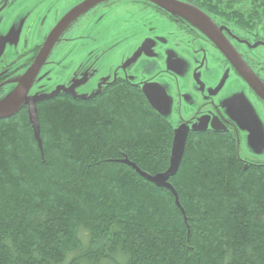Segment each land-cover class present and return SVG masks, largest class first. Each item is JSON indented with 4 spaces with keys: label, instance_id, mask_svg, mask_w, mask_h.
<instances>
[{
    "label": "trees",
    "instance_id": "1",
    "mask_svg": "<svg viewBox=\"0 0 264 264\" xmlns=\"http://www.w3.org/2000/svg\"><path fill=\"white\" fill-rule=\"evenodd\" d=\"M193 1L243 31L264 14ZM35 116L0 119V264H264V162L235 129H189L173 164L174 124L118 77L41 96Z\"/></svg>",
    "mask_w": 264,
    "mask_h": 264
},
{
    "label": "rangeland",
    "instance_id": "2",
    "mask_svg": "<svg viewBox=\"0 0 264 264\" xmlns=\"http://www.w3.org/2000/svg\"><path fill=\"white\" fill-rule=\"evenodd\" d=\"M19 1L0 14V57L37 45L84 0ZM182 26L141 0L103 1L62 33L70 40L61 38V44L53 45L28 93L41 97L64 89L88 97L114 78H125L141 85L176 132L210 126L217 119L214 105L236 125L241 157L264 162V103L222 66L203 32L204 39L195 33L191 37V32L187 36ZM251 31L264 38V22ZM247 57L256 70L264 71V64L256 65L257 59L264 62V47L253 45ZM184 116L188 120L179 122ZM179 152L173 142V161Z\"/></svg>",
    "mask_w": 264,
    "mask_h": 264
},
{
    "label": "water",
    "instance_id": "3",
    "mask_svg": "<svg viewBox=\"0 0 264 264\" xmlns=\"http://www.w3.org/2000/svg\"><path fill=\"white\" fill-rule=\"evenodd\" d=\"M100 1L103 0H86L77 7L73 8L58 22V24L46 38L32 65L22 76L20 84L16 91H14V93L7 100H5L4 104L0 105V111L3 113L2 116H4L5 118L9 117L13 112H15L19 108L21 103L26 100L29 108L30 117L36 127L37 123L35 116V101L40 97H26L31 83L33 82L37 72L39 71L40 66L46 60L49 52L51 51L52 46L57 41L60 33L64 30L68 23L78 17L88 8L93 6V4H95L96 2L98 3ZM147 1L168 11L176 12L185 16L195 26L200 28V30L213 41V43L216 45L221 54L237 70L236 72L250 87V89L254 91L264 101V83H262L259 78L250 70V68L245 64V62L238 55L235 49L223 36L222 30L205 13H203L201 10L191 4L184 3L178 0ZM148 101L152 104V99L148 98ZM217 123H219V121H213L211 127L214 129L220 128ZM186 133L183 134L181 131H175V137L173 142H176L178 144L180 152L182 150L183 141ZM177 159H175L174 161L176 162ZM174 161L173 164L175 163Z\"/></svg>",
    "mask_w": 264,
    "mask_h": 264
},
{
    "label": "flooded vegetation",
    "instance_id": "4",
    "mask_svg": "<svg viewBox=\"0 0 264 264\" xmlns=\"http://www.w3.org/2000/svg\"><path fill=\"white\" fill-rule=\"evenodd\" d=\"M105 1H106V3H108L110 0H105ZM141 1L146 3L145 0H141ZM179 1L192 4V5L196 6L197 8H199L200 10L204 11V13H206L211 18V20L220 29H222V33L225 36V38L229 41V43L233 46V48L238 52L239 56L247 63V65L249 66L251 71H253L257 75L259 80H261L264 83V71H259L258 69H257L258 70L257 71L256 67H254L255 65L248 63L247 60H246V59H249L247 57V54L250 53V49L253 47V45L255 47L257 45H261L262 47H264V38L261 37L259 34H257L255 31H251V29L257 28L260 25V23L264 22V14L261 15L259 21L255 22V24L252 26L251 29L247 28L246 30L243 31V30L240 29L241 28L240 25L238 26L235 22H231V21L227 20L223 16H217V15L214 16L213 14L208 12V10H206L207 8H203L202 9V8L198 7V5L193 0H179ZM18 2H20V1L19 0H0V14L3 11H5V10L10 9L11 7H13ZM100 3H103V1L97 3L93 7L97 6ZM146 4H148V2ZM150 5L154 9L163 12L161 9H158L157 7L153 6L152 4H150ZM226 7H228V6H226ZM226 7H224V8L226 9ZM230 10H232V9H230ZM163 13H165V12H163ZM165 14L171 20H173V21H175L177 23L183 24L182 27L186 28L187 31H184V32L186 33L187 36H189L190 32H191L192 35L195 33L198 38H202V39L205 38L202 33L199 32L200 33L199 34V33H197L195 31V29L193 30L189 25L184 24L183 23L184 21L183 22L178 21V19H176V18H171L167 13H165ZM71 24L69 25V27L71 26ZM191 37H194V35L191 36ZM44 38L37 45H35V46L31 47V48L25 47L22 51L17 52L15 55L5 54L2 57H0V100H1L2 97L7 96L9 93H11L12 91H14L17 88V86L19 84V79L21 78L23 73L25 71H27V69L30 67V65L34 61V59H35V57H36V55L38 53V50H39L42 42L44 41ZM61 38L65 42L70 40V39L66 40V39H64L63 37L60 36V38H59V40L57 42L58 44L62 43V39ZM209 43L213 45V43L211 41ZM213 46H214V48L217 50V52L220 55V62L222 64V66H224V68L228 69L229 71L234 72L235 77H238L245 84L243 79L236 72L237 70L230 64V62H228L221 55V53L218 51L216 46L215 45H213ZM0 50H1V48H0ZM253 52L251 54H253ZM257 60H258V62L256 63L257 66H261L260 64H264V62L259 61V59H257ZM253 61L256 62V60H253ZM40 68H41V66H40ZM207 71H209V70H207ZM235 77H233V78H235ZM235 81L236 80H233V82H235ZM32 84H31V86H32ZM251 92L259 99V101L264 103L256 95V93L254 91L251 90ZM27 94L29 95V93H27ZM29 96H31V95H29ZM213 109H214V112L217 113L216 117H217V120L220 122V123H217V124L220 126V128L224 127L225 129H227L228 131H231V132H233L232 130L235 129L236 130V134H233V133L232 134L235 135L236 138H239V132L237 130L236 125L234 123H232V120L230 118L224 116L221 113V111L218 108H216L214 105H213ZM194 114H196V113H194ZM192 119H194L193 116H192ZM183 120H188V119L185 116L184 117H179V119H178L179 122H181ZM205 129H210V126L206 127Z\"/></svg>",
    "mask_w": 264,
    "mask_h": 264
},
{
    "label": "bare ground",
    "instance_id": "5",
    "mask_svg": "<svg viewBox=\"0 0 264 264\" xmlns=\"http://www.w3.org/2000/svg\"><path fill=\"white\" fill-rule=\"evenodd\" d=\"M9 109V108H8ZM8 109H6V110H8ZM19 109V108H18ZM17 109V110H18ZM16 110V111H17ZM15 111V112H16ZM3 115V113L0 111V119H3V118H5L4 116H2ZM212 120V119H211ZM238 136V135H237ZM238 143H239V139H238ZM239 145V144H238ZM239 149V148H238ZM239 151V150H238ZM162 175H165V173H159V174H156V175H150V177H151V179H152V181L154 182V183H159L160 181H161V179H160V177L162 176Z\"/></svg>",
    "mask_w": 264,
    "mask_h": 264
}]
</instances>
